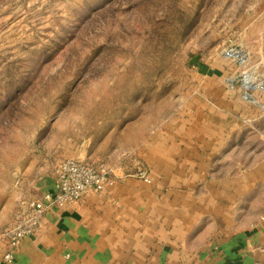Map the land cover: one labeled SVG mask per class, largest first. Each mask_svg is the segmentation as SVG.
<instances>
[{
    "label": "rangeland",
    "instance_id": "1",
    "mask_svg": "<svg viewBox=\"0 0 264 264\" xmlns=\"http://www.w3.org/2000/svg\"><path fill=\"white\" fill-rule=\"evenodd\" d=\"M157 142L264 161V0H0V208L26 169Z\"/></svg>",
    "mask_w": 264,
    "mask_h": 264
},
{
    "label": "crops",
    "instance_id": "2",
    "mask_svg": "<svg viewBox=\"0 0 264 264\" xmlns=\"http://www.w3.org/2000/svg\"><path fill=\"white\" fill-rule=\"evenodd\" d=\"M188 143L145 144L134 150L135 165L92 153V166L110 170L118 184L50 209L11 264H264V161L217 176ZM77 160L88 164V155ZM138 167L149 184L132 177ZM19 181L20 194L0 208V227L20 199L54 193L52 169H26Z\"/></svg>",
    "mask_w": 264,
    "mask_h": 264
},
{
    "label": "built area",
    "instance_id": "3",
    "mask_svg": "<svg viewBox=\"0 0 264 264\" xmlns=\"http://www.w3.org/2000/svg\"><path fill=\"white\" fill-rule=\"evenodd\" d=\"M251 90H247L250 93ZM53 194H43L19 200L17 210L8 223L0 227V257L2 264H11L24 240L34 239L42 231L46 214L52 208L63 209L82 204L87 197L99 195L114 187L119 180L104 169L84 162L65 159L55 163ZM149 183L144 169H137L134 177ZM19 189L23 182L19 181Z\"/></svg>",
    "mask_w": 264,
    "mask_h": 264
}]
</instances>
